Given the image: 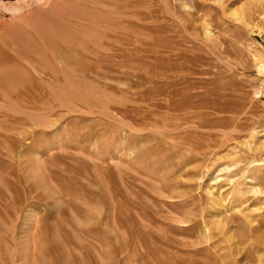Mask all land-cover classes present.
Listing matches in <instances>:
<instances>
[{
    "label": "rangeland",
    "instance_id": "rangeland-1",
    "mask_svg": "<svg viewBox=\"0 0 264 264\" xmlns=\"http://www.w3.org/2000/svg\"><path fill=\"white\" fill-rule=\"evenodd\" d=\"M0 264H264V0H0Z\"/></svg>",
    "mask_w": 264,
    "mask_h": 264
},
{
    "label": "bare ground",
    "instance_id": "bare-ground-1",
    "mask_svg": "<svg viewBox=\"0 0 264 264\" xmlns=\"http://www.w3.org/2000/svg\"><path fill=\"white\" fill-rule=\"evenodd\" d=\"M125 50H126V49H125ZM179 100H180V99H179ZM181 100H182V99H181ZM187 120H188V119H187ZM173 126H174V124H173ZM176 126H177V125H176ZM178 126H179V125H178ZM178 126H177V127H178Z\"/></svg>",
    "mask_w": 264,
    "mask_h": 264
}]
</instances>
